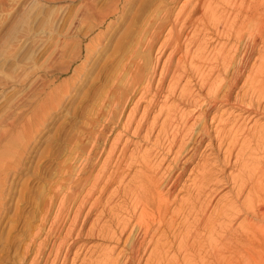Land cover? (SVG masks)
Returning <instances> with one entry per match:
<instances>
[{
  "label": "rangeland",
  "instance_id": "obj_1",
  "mask_svg": "<svg viewBox=\"0 0 264 264\" xmlns=\"http://www.w3.org/2000/svg\"><path fill=\"white\" fill-rule=\"evenodd\" d=\"M188 1L0 0V264H127L122 249L133 234L130 228L126 235L122 226L131 215L128 202L138 190L137 170L145 158L164 191L175 185L168 204L172 213L195 198L197 181L209 185H199L203 192L196 210L205 216L230 210L247 174L264 172L262 41L231 91L226 85L235 70L224 65L226 71L218 66L223 72L211 74L207 66L214 64L211 55L225 41L221 27L218 38L204 44L207 58L201 62L207 67L202 73L189 64L184 71L163 73L169 64L174 69L184 52L195 56L201 50L199 42H186L171 58V48L164 44L172 30L183 29V40L191 36L192 26H183L185 16L176 19ZM214 1L213 12L226 10L234 18L240 0ZM158 12L166 14L165 25ZM142 31L146 40L140 38ZM241 44L228 43L233 65L242 63ZM134 73L139 92L130 94L123 82ZM145 87L151 89L146 95L140 91ZM225 92L227 101L220 97ZM167 169L174 171V181ZM78 185L80 190H74ZM91 185L96 188L88 199ZM147 241L134 264H148L145 258L154 246ZM172 250L167 249V257L176 262ZM168 258L165 264H173Z\"/></svg>",
  "mask_w": 264,
  "mask_h": 264
},
{
  "label": "bare ground",
  "instance_id": "obj_2",
  "mask_svg": "<svg viewBox=\"0 0 264 264\" xmlns=\"http://www.w3.org/2000/svg\"><path fill=\"white\" fill-rule=\"evenodd\" d=\"M189 1L187 3H185V5L183 7H181L180 12L178 11V15L176 13V15H177L176 19L181 21L185 16V18L183 19V23H184L183 26L188 24V23L190 26H192L193 32H192L191 36L188 37L186 35L185 40H183L182 39L183 29H180L178 31L172 30L167 35L168 39H166V43H164V44L166 45L165 46L166 49L171 48V51H170L171 58H173V56L176 53H178L179 51L182 50V44L186 45L185 44L186 42H187L186 46H190L194 42H199L201 50L199 51L198 55H196L197 54L196 53L195 56H190L189 53H187L188 51L184 52L181 56H179L176 59V62H175L176 65H175L174 69H171L170 64H169V66L167 68H165V70H164L165 72L162 71L163 73L168 74L170 72V70L180 71V72H181V70L184 71L185 68H187L186 65L189 64L191 66V68L194 70V72L196 71V72L202 73V70H204L203 68L208 66V68H209L208 71L210 70L212 72L211 74H213L214 72L219 73L220 71H222V69H220L219 67H221V68L224 67V70H225L226 67L224 65H226V66L228 65L227 69H229L228 67L230 66L235 70V72H233V74H234L233 77L230 78V80L228 81V84L226 85L227 86L226 90L231 91L230 90L231 87L234 84H236L235 83V82H237L236 80L240 77L242 70L245 69L247 59L256 50L255 46L260 41H262V42H260V45L261 44L262 45L259 48L256 47V48H258V54H259V58H258L259 59V67H258L259 69L258 70H260V71L264 70V0H240V3L238 4L239 7L236 6L237 5L236 4L237 2H236L235 3L236 5H234V8L237 12L234 14L233 19H230L231 14H228L226 10H222L218 14L216 12H213V9L216 7V6H214V8L212 7V3L215 2L214 0H197V1L195 0L196 3H194V4L189 3ZM223 1H225V0H223ZM242 11L244 14L242 16H240L239 12H242ZM161 14L162 13L158 12L157 19L159 21L161 20L162 23L164 24L167 21L164 18V16L166 14L164 16H161ZM124 19H125V16H124ZM122 21H123V18H122ZM102 23L103 22L100 20L99 25H102ZM174 27L175 26H173V28ZM220 27L222 28V30H224V33L226 36L225 41L223 42L221 47L219 45L220 48H218V50L214 47V50L215 49L217 50V52L215 50V52L213 53V56L211 55L212 59H214V61H215L214 64L212 65V62H210L209 64L207 63V66H204L202 64L204 62H201L203 60H206V58H207V57H205V59H203V57L206 56V55H204L205 49L207 51V46H205L204 44L205 43L209 44V43H207V41H209L208 39H211V38L213 39L215 37L218 38L217 36L220 35ZM140 38L146 40L147 34H145V32L143 33V31H142ZM148 38L151 40L150 36ZM153 38H152V42L154 40ZM149 39H147V45L151 46L152 42L150 43ZM245 39H246V41H243ZM232 40L234 42L240 43V44H241V42H244V45H243L245 47L244 48L245 52L243 53L244 57L243 56L241 57L242 58L241 64H236L238 66L233 65L231 63L232 57H230V54H229L231 48H228V43L233 42ZM230 44H229V46H230ZM210 60H211V58H210ZM145 62H146V60H145ZM243 62L244 63L246 62V63L244 64ZM138 67H140V66H138ZM138 67H137V70L139 71ZM136 73H134V75H132L131 80H127V81L123 82L126 84L127 88H131L130 94L135 93L134 89L137 90V88H138V87L135 88V86H137L138 84L134 85L136 82L135 80L137 79ZM131 74H133V73H131ZM137 74H141L140 71ZM152 76H154V75H152ZM163 76L164 75H162V77ZM138 77H140V76L138 75ZM121 78H123V77L121 76ZM202 79H203L202 81H205L204 78H202ZM121 80H124V78ZM161 81H163V79ZM258 83H260V82H258ZM204 84H205V82H204ZM148 85H149V83H148ZM148 85H146V86H148ZM149 88L145 87V88H142V90H140L141 88H139V90L142 91V94L146 95L151 90V89L149 90ZM135 94L133 96H135ZM142 94H140V96H142ZM155 94H158V93H155ZM182 94H181V96H182ZM222 95H224V94H222ZM229 95L230 94L227 95V93H226L224 95V97L223 96H220V97H222L224 99V101H227ZM152 98H153V95H152ZM151 101H152V99H151ZM154 102H155V100H154ZM209 104H210V102H209ZM210 105L213 106V103ZM128 122H129V120H128ZM165 123H166V121H165ZM137 128L138 127H136V129ZM139 132L140 131L138 130V133ZM133 134H134V132H133ZM125 136H127V134ZM128 138H129V135H128ZM171 142L172 141H170L169 143H171ZM262 143H264V139H263ZM171 144H169L168 146H170ZM182 147L183 146H181V148ZM113 150H114V148H113ZM179 150H181V149L179 148ZM112 151H111V153H112ZM178 151H176V152H178ZM179 152H181V151H179ZM179 152H178V154H179ZM111 153L109 152V154H111ZM178 154H177V156H178ZM141 158H142V156H141ZM145 159H143L141 161L139 167L137 166L138 170L135 169V170H137V177L136 178L139 179L138 180V190H136L135 192L133 191L134 196L131 197V199H129L128 204L130 205V208H131V215L130 214L126 215L128 218L126 217L127 220L124 219L123 223L125 225L122 226V227H124V231L126 233L128 230L130 231V228H132L129 233L133 234L132 235L133 238L129 239V240L127 239L128 237L126 236L125 241L127 242V240H128V244H127L128 246L126 249H124V250L122 249V252L126 253L128 255V256H126V257H128L127 258L128 260H126V258L124 257L125 258L124 261L126 260L125 262H127V264H134L137 262V260H136V259H138L137 256L140 257V255H138V254H139L140 250H142L141 247H143L142 245L144 242H146L147 239H148L147 244H150L151 242H153L154 250L153 249L151 250V251H153L151 255H149V254H148L149 256L146 255V256H148L147 258L144 257L145 259H147L146 262H148V264L153 263V262H154L153 264H165L167 262V258H168L167 257V249L172 250V245H173L174 241L179 240V238H180V240L177 241L178 244L176 242V244H177L176 248L175 249L173 248V250H172L178 256V260L176 262H173V261H175L173 259L176 256L174 258L172 257L173 261H171V259L168 258V261H170L173 264H264V172L263 171L262 172L258 171L257 176H255L253 174H247L248 176L247 177L245 176L246 179L242 180L238 190L236 189L237 192L235 194L234 201H232L233 204L231 203L232 206L233 205L234 206L230 207V205H229L230 210L224 209V212H222V213H225V214H222L219 211L220 214L218 212H216L217 215H215V216H213V215L205 216V214L200 213V210H201L200 208H199L200 209L199 211L196 210L198 200L200 199L199 197H201V194L203 192L202 191L203 188L201 189L200 186H203V185L205 186L206 183L209 185L208 182H206V183L201 182L202 180H199V182L205 183V184L200 185V183H199L200 186L196 185L198 183V181L196 180L197 181V183L195 182L196 188L194 187L195 188L194 192H196L195 198L189 197L190 202L186 204L187 207L185 208V206H181V204H178V206L180 205V209L177 208V210H176L177 213L176 212L172 213V212H174V210H172V212H170L168 204L170 203L169 197L171 196L173 189H175L174 188L175 185H174V183L171 182L172 184L169 186V188L166 189V191H164L165 189L163 190V188L161 187V183L157 184L156 179L153 177V174L156 171L153 173V171L151 170V168H153V167H151L150 166L151 164L148 163L147 160H145ZM147 159H149V158H147ZM176 159L177 158H175V160ZM85 160L88 161V157H85ZM109 161H110V159H109ZM138 161L139 160H137V163H138ZM135 162H136V160H135ZM107 165H108V163H107ZM109 165H111V164H109ZM112 167H114V166H112ZM261 167H263V165ZM259 169H261V168H259ZM156 170H158V169L156 168ZM164 170H166V169H164ZM199 171H201V170H199ZM167 172H168V169H167ZM173 172L171 171V173H173ZM201 172L203 173L204 171H201ZM201 172H200V174H201ZM255 172H256V170H255ZM171 173H169V176ZM110 174H112V173H110ZM162 174L163 173H161V175ZM156 175H157V172H156ZM164 175L166 177V173H164ZM204 175H205V173H204ZM169 176L167 175V178H169ZM171 176H173V175L171 174ZM101 177H99V179H101ZM167 178L165 179V181L168 180ZM209 178H210V176H209ZM133 179H135V177H133ZM172 179H173V181L175 180L174 176ZM202 179H204L203 176H202ZM73 181H74V179H73ZM209 182H211V181H209ZM261 182H262V184L259 185V183H261ZM94 183H96V182H94ZM102 183H103V181H102ZM193 183H191V184H193ZM74 184H76V182H74ZM78 184H81V183H78ZM71 186H72V182H71ZM78 186H76V188L77 187L78 188L74 189V190L79 191L80 190L79 188H81V187H80V185H78ZM97 186H98V178H97ZM105 186H107V185H105ZM94 187H95V185L92 186L91 189H88L85 187L86 189H88V192H87L88 199H89V196L91 195V193L95 190V189L93 190ZM134 187H136V186H134ZM205 187H207V185ZM70 189H71V187H70ZM192 189H193V187H192ZM130 192L132 194V191H130ZM205 193H206V191H205ZM76 194H75V197H76ZM67 195H65V196H67ZM192 195L194 196V194H192ZM65 196H64V198H65ZM71 197H70L71 200L74 199ZM81 197H82V195H81ZM99 197H101V196H99ZM242 198H243V202L241 203L240 201ZM96 199H94V200L91 199V202L97 201ZM124 200H125V198H124ZM127 200H128V197H127ZM73 201H75V200H73ZM85 201L87 202V200H84V203H85ZM72 202H70V203H72ZM123 202H127V201H123ZM200 202L201 201H199V203ZM89 203L90 202H88V204ZM98 203H99V200H98ZM182 204L185 205L184 202ZM95 205H97V204H95ZM78 206L80 208L84 205L81 204V206L80 205H78ZM198 206H199V204H198ZM200 207H202V205ZM127 208L129 209V207H127ZM178 209H179V211H178ZM80 211H79V213H80ZM221 211H223V210H221ZM201 212H203V211H201ZM206 215H208V214H206ZM230 215L232 216L231 220L225 218V217H230ZM167 216H169V219H166ZM188 219H190L189 221L192 220L191 221L192 223L190 222L191 224L189 223V221L187 222ZM220 220H227L226 221L227 223L222 224L221 223L222 221L220 222ZM239 220H241V222L238 223L237 221H239ZM187 223H189V224H187ZM217 223H219V225H217ZM181 229L185 230V232L183 230V232H184L183 234L181 232ZM120 234H122L121 230H120ZM120 234H119V236H120ZM126 235H128V233ZM135 235H137V237ZM155 235H157V238L154 240ZM118 240L119 239H117V241ZM168 240L171 241V243H172L171 245H170V243H166ZM121 241L124 242V239ZM123 246H125L124 243H123ZM153 246L151 245L150 249ZM122 252L121 253L119 252V253L122 255ZM120 254H118L117 256H119ZM117 256L115 258H117ZM107 257L109 258L110 256H107ZM105 259H107V258H105ZM113 260L114 259H111L110 261H113ZM114 261H117V260H114ZM104 264H106V262Z\"/></svg>",
  "mask_w": 264,
  "mask_h": 264
}]
</instances>
